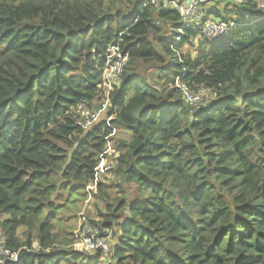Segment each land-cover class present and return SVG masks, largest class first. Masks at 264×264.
Instances as JSON below:
<instances>
[{
  "label": "trees",
  "instance_id": "16d2710c",
  "mask_svg": "<svg viewBox=\"0 0 264 264\" xmlns=\"http://www.w3.org/2000/svg\"><path fill=\"white\" fill-rule=\"evenodd\" d=\"M146 1L0 0L6 264H264V2L204 0L228 27L212 43L197 27L176 42L178 12ZM117 43L110 106L82 127ZM95 179L107 256L76 251L68 226Z\"/></svg>",
  "mask_w": 264,
  "mask_h": 264
},
{
  "label": "built area",
  "instance_id": "2783aa9c",
  "mask_svg": "<svg viewBox=\"0 0 264 264\" xmlns=\"http://www.w3.org/2000/svg\"><path fill=\"white\" fill-rule=\"evenodd\" d=\"M204 0H188L183 4H178L174 0H147L142 7L152 6L154 8L159 7L160 4H163L166 7L171 8L178 12L180 18V27L178 29V35L176 38V42L179 41L180 36L183 34L184 28H201L205 36L212 43H218L222 40L227 34L228 27L224 23L214 22L211 20H204V15L202 14L200 8L201 4ZM127 56L125 54H121L119 50V43L115 45H111L106 53L105 57V70L102 77L103 83V97L104 101L101 104L100 109L96 114L90 112L89 108L84 104H80L77 108V112L84 120V123H79L82 127H87L97 121L98 117L106 108L110 106L109 93L111 92L113 86L116 84L117 80L123 74V68L126 64ZM188 102L193 106L197 107L199 105V98L193 94H187ZM110 147L107 148L104 154L109 156L111 154ZM109 153V154H108ZM102 157L98 167L96 168V172L98 174L107 175L108 166L103 160ZM104 169V173H102ZM96 183L95 179L92 185H88L86 187L87 192V202L91 200L92 196L96 193ZM81 230L79 231L78 241L80 247L83 252L86 253H96L101 252L105 256L109 254V246L108 241L104 238L98 236L97 230L94 232V229H91L89 224L82 220L80 223ZM77 239V238H76ZM18 259L17 252H11L8 250L2 243H0V264H6L8 261L16 262Z\"/></svg>",
  "mask_w": 264,
  "mask_h": 264
},
{
  "label": "rangeland",
  "instance_id": "374dc122",
  "mask_svg": "<svg viewBox=\"0 0 264 264\" xmlns=\"http://www.w3.org/2000/svg\"><path fill=\"white\" fill-rule=\"evenodd\" d=\"M261 2H264V0H261ZM205 96L204 94H202ZM202 98V97H200ZM119 138H127V134L125 132H120ZM113 146H115V142H112ZM109 154V153H108ZM103 160L106 163V158H103ZM104 169L102 173H104ZM110 174L106 175V180L104 179L103 182L107 183L110 180ZM103 206L100 200H97L94 198V195L92 196L90 201H86L82 206H77L76 207V214H74L73 217H71L70 221L68 222V226L72 227V235L74 239H76V242L78 241V236H79V231L81 230V225L80 223L82 220H85L91 229H94L93 231L96 232L95 230L97 229L98 224H100L102 220V215H103ZM93 223V225L91 224ZM79 243L73 244V248L76 251L82 250Z\"/></svg>",
  "mask_w": 264,
  "mask_h": 264
}]
</instances>
